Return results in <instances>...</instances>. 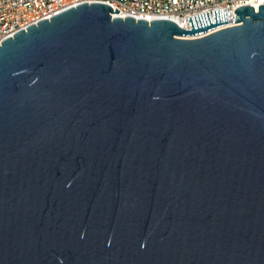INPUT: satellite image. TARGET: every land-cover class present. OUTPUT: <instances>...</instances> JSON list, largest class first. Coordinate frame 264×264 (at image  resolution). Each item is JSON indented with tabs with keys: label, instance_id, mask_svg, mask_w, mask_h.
Masks as SVG:
<instances>
[{
	"label": "water",
	"instance_id": "1",
	"mask_svg": "<svg viewBox=\"0 0 264 264\" xmlns=\"http://www.w3.org/2000/svg\"><path fill=\"white\" fill-rule=\"evenodd\" d=\"M120 12L0 44V264H264V5Z\"/></svg>",
	"mask_w": 264,
	"mask_h": 264
},
{
	"label": "built area",
	"instance_id": "2",
	"mask_svg": "<svg viewBox=\"0 0 264 264\" xmlns=\"http://www.w3.org/2000/svg\"><path fill=\"white\" fill-rule=\"evenodd\" d=\"M83 3L108 4L115 12L117 9L121 11L120 14H114V17H134L149 22L170 19L185 30H192L189 18L209 12L212 23H215L214 11L227 9L229 24L189 36L191 39L202 38L220 29L236 26L235 11L238 7L253 6L258 10L264 5L261 0H0V44L40 20L50 19Z\"/></svg>",
	"mask_w": 264,
	"mask_h": 264
},
{
	"label": "bare ground",
	"instance_id": "3",
	"mask_svg": "<svg viewBox=\"0 0 264 264\" xmlns=\"http://www.w3.org/2000/svg\"><path fill=\"white\" fill-rule=\"evenodd\" d=\"M40 21H42V20H40ZM40 21H39V22H40ZM231 27H233V26H231ZM220 30H222V29H220ZM12 36H14V35H11V37H12Z\"/></svg>",
	"mask_w": 264,
	"mask_h": 264
},
{
	"label": "snow or ice",
	"instance_id": "4",
	"mask_svg": "<svg viewBox=\"0 0 264 264\" xmlns=\"http://www.w3.org/2000/svg\"><path fill=\"white\" fill-rule=\"evenodd\" d=\"M261 3H264V0H261Z\"/></svg>",
	"mask_w": 264,
	"mask_h": 264
}]
</instances>
